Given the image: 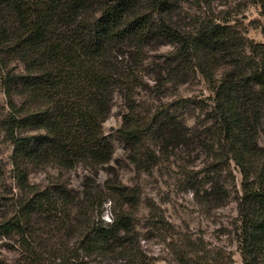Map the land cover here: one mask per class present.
I'll list each match as a JSON object with an SVG mask.
<instances>
[{"label": "trees", "instance_id": "1", "mask_svg": "<svg viewBox=\"0 0 264 264\" xmlns=\"http://www.w3.org/2000/svg\"><path fill=\"white\" fill-rule=\"evenodd\" d=\"M227 1L0 0V83L7 102L0 131L11 143L0 185L14 182L0 186V240L15 243L18 264L151 262L135 228L140 188L110 173L97 181L113 160L102 122L116 96L126 108L117 134L130 146L136 170L150 174L182 147L204 152L207 176L189 170L195 173L187 178L195 199L209 208L232 199L241 264H264V43L237 24L247 4H257L264 16V0ZM260 29L264 36V21ZM162 46L170 49L150 55ZM196 76L209 94L197 102L206 123L191 127L182 120L176 89ZM141 93L173 100L145 107L136 98ZM230 161L240 173L238 186ZM49 166H81L86 174L77 190L29 180ZM105 202L108 223L100 219ZM148 225L163 239L174 235L161 213ZM189 242L188 260L184 250L173 249L181 264L233 261L231 251L209 258Z\"/></svg>", "mask_w": 264, "mask_h": 264}, {"label": "rangeland", "instance_id": "2", "mask_svg": "<svg viewBox=\"0 0 264 264\" xmlns=\"http://www.w3.org/2000/svg\"><path fill=\"white\" fill-rule=\"evenodd\" d=\"M239 0H228L230 6H233ZM227 5H218L216 10L226 8ZM238 25L242 28L247 37L255 42L264 43V36L261 33L260 24L264 21V16L260 14V8L257 4H247L237 15ZM170 49L169 46H162L159 49L151 51L150 55ZM153 82L150 80L149 84ZM176 94L183 99L179 104V110L182 112V120L187 126L202 125V121L197 106L198 101L206 102V96L209 91L206 88L204 80L196 76L190 81L181 84L176 89ZM173 95L164 96L156 100V96L138 95L137 101L142 106L168 107L165 103L173 100ZM202 104V102H201ZM7 110L6 94L0 83V115ZM126 111L123 101L119 97L113 100V106L109 116L102 122V130L110 140L113 146V160L111 168L99 170L97 181H102L107 173L115 175L128 187L138 186L140 188V198L135 213V228L139 231L140 245L142 250L152 260L149 264H181L173 249L180 248L186 252L187 260L190 259L189 248L184 246L189 238L200 249L205 250L206 254L213 255L216 252H233V261L231 264H241L239 253L236 251V244L233 239V222L236 215L235 202L231 199L223 206L209 208L204 204L197 202L193 191L189 187L187 178L191 174L189 170L198 171L199 178L205 175L207 158L204 152L199 149L189 150L181 148L176 151L175 156H170L167 160H160L154 166L150 174L138 172L134 163L130 160L131 148L125 144L117 134V129L121 124V115ZM200 116V121L197 120ZM202 121V122H201ZM201 126V127H202ZM11 152V143L4 137L0 131V167L9 169V156ZM230 177L238 186L240 173L229 162ZM86 170L77 166L73 169H58L56 167H47L43 170L32 171L29 180L41 185L53 182L65 183L68 188L77 190L81 181L84 179ZM229 177V178H230ZM10 178L0 185L2 189L13 185ZM205 181L204 186H208ZM230 196H233L231 190ZM152 205V206H151ZM155 213H161L173 227L174 235L163 237L160 230L151 228L148 225V218ZM111 218L109 202L102 206V215L100 219L108 223ZM189 242V243H190ZM202 251H199L201 254ZM0 259L3 264H18L20 262L19 250L15 243L0 240ZM190 264V263H189Z\"/></svg>", "mask_w": 264, "mask_h": 264}]
</instances>
